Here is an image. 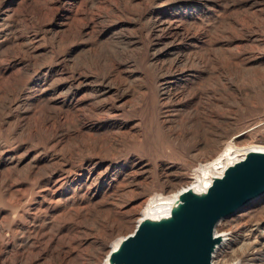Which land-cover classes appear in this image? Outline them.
<instances>
[{
	"label": "rangeland",
	"instance_id": "obj_1",
	"mask_svg": "<svg viewBox=\"0 0 264 264\" xmlns=\"http://www.w3.org/2000/svg\"><path fill=\"white\" fill-rule=\"evenodd\" d=\"M250 144L264 0H0V264H109L206 160ZM221 222L212 264H264V194Z\"/></svg>",
	"mask_w": 264,
	"mask_h": 264
},
{
	"label": "water",
	"instance_id": "obj_2",
	"mask_svg": "<svg viewBox=\"0 0 264 264\" xmlns=\"http://www.w3.org/2000/svg\"><path fill=\"white\" fill-rule=\"evenodd\" d=\"M264 194V152L247 151L214 176L205 193L186 191L170 219L141 218L109 252V264H212L218 221ZM142 221V222H141ZM121 239V238H120Z\"/></svg>",
	"mask_w": 264,
	"mask_h": 264
},
{
	"label": "bare ground",
	"instance_id": "obj_3",
	"mask_svg": "<svg viewBox=\"0 0 264 264\" xmlns=\"http://www.w3.org/2000/svg\"><path fill=\"white\" fill-rule=\"evenodd\" d=\"M258 127L259 126L254 125L253 127L244 128V129L240 130L239 132H236L234 135L231 136L230 142L233 144V146H239V143L241 142L243 135L248 133L250 130L256 129ZM250 146L251 147L259 146L261 148V149H256V147H255L254 150H252V151L264 152V145H262V144H250ZM237 156H239V153L230 154V155L221 157L217 161L216 160L213 161L211 159L206 160V162L204 164L210 165L211 163H213V169H211L207 172L205 171L206 175L201 181L195 182L194 184H191V185H188V186L182 188L180 191H178L175 194L174 197L170 198L168 203H166L164 205H158L155 208L154 207L150 208L149 209L150 211L148 213H146V215L141 217V218H143L142 221L143 222L148 221L151 223H156V222L166 221V219H170L173 211L178 210L179 207L181 206L182 200H183V197L185 196L186 191L192 190L193 192H195L197 194L205 193L207 188L212 183L214 176H221L223 171H224V168L228 164H230L235 159L241 160L244 155L239 156V157H237ZM214 169L216 171H214ZM245 204H247V203H245ZM244 205H242V206H244ZM241 207H239L237 210H239ZM230 228H231L230 225L226 222H221V223L216 224L214 234H215V236H217L219 238V241L214 246L212 258L214 256L216 250L218 249V247L224 242V235L229 233ZM124 238H125V236L115 245L114 248H117L121 244V242ZM212 261H214V260L212 259Z\"/></svg>",
	"mask_w": 264,
	"mask_h": 264
}]
</instances>
